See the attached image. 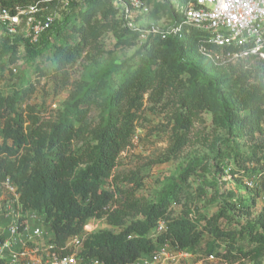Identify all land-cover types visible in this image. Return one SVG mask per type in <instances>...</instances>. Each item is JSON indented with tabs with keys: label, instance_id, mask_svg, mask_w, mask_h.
<instances>
[{
	"label": "trees",
	"instance_id": "1",
	"mask_svg": "<svg viewBox=\"0 0 264 264\" xmlns=\"http://www.w3.org/2000/svg\"><path fill=\"white\" fill-rule=\"evenodd\" d=\"M113 1L68 0L70 12L62 21L55 18L36 43L20 32L3 30L0 34V84L9 82L6 87L0 85V196L9 178L25 206L44 214L59 246L80 235L79 254L97 256L105 264H132L165 243L183 251H203L228 264H262L264 216L239 229L221 222L223 218L232 221L238 204H243L233 190L224 196V206L209 218L187 204L179 214L172 212L173 202L179 200L200 164L174 178L152 202L137 196L144 187L143 170L122 174L116 168L122 152L133 144L147 104L155 111L169 104L166 131L171 130L172 142L168 152L150 165L177 158L190 142L194 122L206 111L231 138L215 149L204 170L221 175L230 152L236 165L232 173L238 180L262 170L264 45L256 51L248 46L221 48L208 44L200 29L190 28L178 36L152 35L131 57L101 64L96 57L105 34L116 35V47L133 46L139 40V33L124 25ZM146 1L154 23L163 15L171 24L181 22L183 10L177 6L188 4V0ZM35 2L47 9L60 3L0 0V9ZM201 43L216 59L234 60L228 75L213 77L208 68L191 60L201 52ZM20 48L27 64L34 66L36 59L48 53L51 66L41 74L50 77L57 88L72 86L63 107L51 117L28 102L35 85L17 82ZM241 51H245L243 56L233 58ZM84 59L92 62L81 78L72 81V69ZM243 143L249 144L247 150L236 146ZM248 195L243 205L247 210L255 206L260 193L250 191ZM93 219H105L116 229L88 232L85 226ZM161 221L165 229L159 231Z\"/></svg>",
	"mask_w": 264,
	"mask_h": 264
},
{
	"label": "rangeland",
	"instance_id": "2",
	"mask_svg": "<svg viewBox=\"0 0 264 264\" xmlns=\"http://www.w3.org/2000/svg\"><path fill=\"white\" fill-rule=\"evenodd\" d=\"M68 0H59L54 8L47 9L62 21L66 13L70 12L71 7L67 3ZM154 23L155 21L149 16H136L135 21L139 25ZM171 20L167 16L157 22L161 25L170 24ZM3 30L0 31L2 33ZM19 34H24V29L19 30ZM116 35L112 32L107 33L102 38V51L96 57L101 64L119 63L121 60L131 57L143 44L138 40L133 46L116 47ZM21 58L17 63L16 79L18 83L23 81L33 83L35 92L28 100L37 111L45 114V116H53L61 109L69 97L72 89L71 85L56 87L50 77L42 75L41 70L49 71L51 66L49 54L45 53L42 57L36 59L35 66L40 65L38 71L34 65L27 64L24 57V49L20 48ZM191 60L196 65L208 68L213 77L221 78L229 74V66L234 62L233 59H216L211 54H203L196 52L191 56ZM92 59H84L80 61L71 71V80L79 79L83 76L85 68L89 66ZM9 82H2L0 85L6 87ZM168 105L162 109L157 107L156 111L148 109L144 114V118L139 122L136 135L133 138V144L124 150L120 157V164L116 168V172L125 174L131 170L141 169L146 174L144 179V187L138 191L137 196L145 201H155L159 198L164 189L172 182V180L182 174L188 167L200 164L197 173L189 178L179 200L173 202L171 210L174 214L182 212L184 205L189 207H198L200 212L208 218L216 214L224 205L223 198L233 190L237 194V199L242 200L243 204H238L235 217L228 222L223 218L221 222L228 228L239 229L240 226L250 222L255 223L264 216V206L258 198L255 206L249 210L244 209L248 201V193L243 178L239 181L237 177H225L224 167L226 164L232 170L236 168L233 153H229L224 160L222 167L223 173L214 176L213 173L204 170L206 164L219 146L223 147L226 139H230L225 129L218 125L210 112H203L201 116L194 122L190 134V142L183 149L181 154L166 163H158L150 165V161L159 156L165 155L172 142L171 130L169 127V111ZM161 110H165L162 112ZM154 111V112H153ZM97 115V111L93 116ZM166 126V127H165ZM1 142V139H0ZM249 144H237L239 150H247ZM212 162V161H211ZM254 165V164H253ZM253 165L250 167L254 169ZM236 174V173H235ZM232 173V175L235 176ZM215 180V182H214ZM214 182L213 184L208 183ZM88 232H95L101 229H116L110 226L105 219H93L86 226ZM157 250L162 252V260L159 264H228L217 257L208 256L203 251H183L175 248L170 243L159 245ZM252 264V263H248ZM264 264V260L262 262Z\"/></svg>",
	"mask_w": 264,
	"mask_h": 264
},
{
	"label": "built area",
	"instance_id": "3",
	"mask_svg": "<svg viewBox=\"0 0 264 264\" xmlns=\"http://www.w3.org/2000/svg\"><path fill=\"white\" fill-rule=\"evenodd\" d=\"M174 2V0H172ZM124 25L139 33V41L144 44L152 35L178 36L190 28L203 31L206 42L221 48H241L248 46L253 51L264 45V0H188L187 5L177 6L183 10V20L179 23L161 25L149 23L139 25L136 16H147L151 9L146 0H114ZM55 15L39 2L26 7L0 9V31L14 34L21 28L24 36L32 43L55 21ZM1 34V33H0ZM203 54H210L204 43L200 44ZM245 51L235 53L233 58L243 56ZM264 57V52L261 53ZM225 177L232 175L231 168L224 167ZM246 188L259 192L264 206V167L243 177ZM0 196V264H105L97 256L85 257L79 254L82 237H70L66 246H59L55 235L46 224L42 212L28 208L21 199L20 192L8 178L3 184ZM165 229L161 221L157 228ZM162 252L155 250L132 264H159Z\"/></svg>",
	"mask_w": 264,
	"mask_h": 264
}]
</instances>
